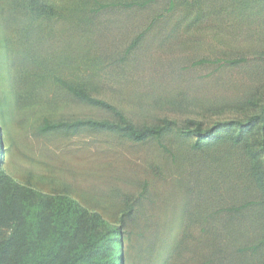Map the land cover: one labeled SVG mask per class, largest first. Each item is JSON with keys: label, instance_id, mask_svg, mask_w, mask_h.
I'll use <instances>...</instances> for the list:
<instances>
[{"label": "rangeland", "instance_id": "374dc122", "mask_svg": "<svg viewBox=\"0 0 264 264\" xmlns=\"http://www.w3.org/2000/svg\"><path fill=\"white\" fill-rule=\"evenodd\" d=\"M34 1L0 0L8 174L122 225L124 264H264L252 168L264 161V0H37L52 16ZM66 82L137 127L166 129L141 142L42 132L46 121L118 122ZM194 122L221 123L217 139L198 140Z\"/></svg>", "mask_w": 264, "mask_h": 264}, {"label": "trees", "instance_id": "16d2710c", "mask_svg": "<svg viewBox=\"0 0 264 264\" xmlns=\"http://www.w3.org/2000/svg\"><path fill=\"white\" fill-rule=\"evenodd\" d=\"M33 11L52 16L47 5L35 0ZM69 97L97 104L115 111L118 122L94 119L46 121L42 132L58 131L76 135L81 131H109L123 138L141 142L160 137L165 126L137 127L122 112L107 102L92 97L84 88L64 83ZM260 101H251L258 105ZM264 119L262 114L255 119ZM189 131L198 140H216V130L221 123L209 129L201 124ZM241 137L238 135L235 141ZM197 143L196 148L200 147ZM264 150V141L263 147ZM2 134L0 128V264H124V230L100 213L85 208L65 194H44L24 185L8 174L2 161ZM255 148L249 150L255 155ZM258 182H264V161L254 164ZM264 187V185H263ZM264 203V202H263ZM4 232V233H3Z\"/></svg>", "mask_w": 264, "mask_h": 264}]
</instances>
